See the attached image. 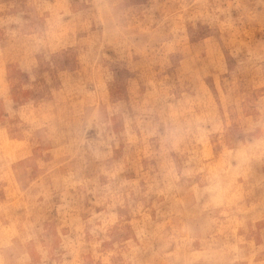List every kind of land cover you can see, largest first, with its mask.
<instances>
[{
  "label": "rangeland",
  "instance_id": "1",
  "mask_svg": "<svg viewBox=\"0 0 264 264\" xmlns=\"http://www.w3.org/2000/svg\"><path fill=\"white\" fill-rule=\"evenodd\" d=\"M209 99L232 121L230 195L169 180L183 192L170 199L144 185L134 207L154 222L142 237L93 232L101 168L154 176L168 118ZM4 132L28 149L9 165L19 207L0 171V250L15 225L16 264H264V0H0V158Z\"/></svg>",
  "mask_w": 264,
  "mask_h": 264
},
{
  "label": "clouds",
  "instance_id": "2",
  "mask_svg": "<svg viewBox=\"0 0 264 264\" xmlns=\"http://www.w3.org/2000/svg\"><path fill=\"white\" fill-rule=\"evenodd\" d=\"M100 46L103 47V44L101 43ZM103 86L101 79L98 87L103 88ZM199 103L204 104L207 110H202L196 102L186 101L168 118L170 126L166 130L164 147L160 153L162 166L154 176L145 174V177L140 180H121L120 177L125 170V164L122 162L111 168H101L100 174L107 179V183L103 186L97 183L95 187L96 203L103 207V211L94 214L89 221L90 223L99 221V224L93 227V232L107 233L110 230H120L127 226L142 237L146 227L154 222L150 214L134 207L136 197L144 185L147 186L144 195L152 193L155 189L161 196H167L170 199L181 198L183 192L177 191L168 183L169 180H172L175 185H184L186 181H190V187L207 194L217 202L221 197L227 198L230 195L226 186V178L232 171L230 163L238 158V154L226 142L232 125V121L227 119V105L221 106L212 102L211 99L202 100ZM212 137H215V141ZM3 138L4 156L0 158V171H3L4 178L9 181L10 195L15 197L14 206L19 207L23 194L19 192V186L16 184L15 176L10 171L9 165L18 158H26L28 149L23 143L10 147L7 143L6 132L3 133ZM55 151L58 155L62 152L60 148H56ZM68 159L70 156L65 157L66 161ZM52 172L53 169L50 168L38 178L35 185L43 187L46 178ZM157 176L162 180H157L155 178ZM124 207L132 208L133 214L127 218H121L119 211ZM7 208L8 205H5V211ZM19 234L15 225L4 229L0 264H16L15 261L9 259L8 249L12 237ZM183 243L185 247L181 251H185L191 245L192 240L185 238ZM196 255H206V253H196ZM103 264H110L107 257L103 259Z\"/></svg>",
  "mask_w": 264,
  "mask_h": 264
}]
</instances>
